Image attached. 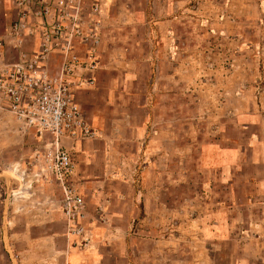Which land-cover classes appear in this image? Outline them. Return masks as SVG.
I'll use <instances>...</instances> for the list:
<instances>
[{
    "label": "crops",
    "instance_id": "1",
    "mask_svg": "<svg viewBox=\"0 0 264 264\" xmlns=\"http://www.w3.org/2000/svg\"><path fill=\"white\" fill-rule=\"evenodd\" d=\"M10 1L1 0L2 22L10 20ZM97 1L100 11L92 13L104 24L99 69L87 74L81 64L72 77L94 78L92 106L81 102L85 84L74 90V99L99 137L60 142L74 154L72 181L88 216L84 234L70 233L64 204L58 205L52 187L42 181L46 166L37 163V153L31 155L41 139L23 128L0 97L3 254L15 253L17 264H221L218 253H224L225 264H264V0ZM111 24L122 32L107 31ZM139 24L158 26L144 40L145 50L141 38L130 36ZM10 27L0 33V71L21 50H38L37 33L21 49L13 48ZM73 52L86 56L83 45ZM62 62V54L51 57L53 75ZM125 85L131 90L122 96ZM111 86L118 97L100 91ZM119 103H134L136 112L120 111ZM202 119L238 120L249 134L247 143L239 147L230 139L224 149L207 146L201 153ZM186 132L194 135L188 142ZM186 145L199 152L203 165L224 162L223 177L187 178ZM173 148L179 177L171 169ZM240 158L250 166L249 174L235 178ZM203 214L218 217L202 221L206 235L198 258L180 244V234L173 239L168 231L173 224L186 233L182 224ZM235 229L241 242L236 258Z\"/></svg>",
    "mask_w": 264,
    "mask_h": 264
},
{
    "label": "built area",
    "instance_id": "2",
    "mask_svg": "<svg viewBox=\"0 0 264 264\" xmlns=\"http://www.w3.org/2000/svg\"><path fill=\"white\" fill-rule=\"evenodd\" d=\"M19 6L28 9L20 11L13 31L18 36L26 31L29 35L33 34L27 22L28 13H33L44 24L41 29L42 44L35 54L21 50L18 59L6 64L0 71V97L8 102L10 112L27 132H34L36 137L51 141L47 148L54 149L55 154L37 153L36 161L46 166L47 173H52L63 184L64 210L70 233L83 236L86 203L77 189L66 187V178L72 177L75 164L60 142L63 139L96 138V132L91 129L74 99V90L80 83L71 77L81 65L79 57L73 52L74 39L89 44L86 65L88 70L94 71L98 67L96 51L100 38L91 27L86 33L81 31V24L85 22L76 14L77 0H54L52 3L23 0ZM18 48L21 49L20 46ZM56 52L62 54L63 62L59 74L52 75L49 60Z\"/></svg>",
    "mask_w": 264,
    "mask_h": 264
},
{
    "label": "rangeland",
    "instance_id": "3",
    "mask_svg": "<svg viewBox=\"0 0 264 264\" xmlns=\"http://www.w3.org/2000/svg\"><path fill=\"white\" fill-rule=\"evenodd\" d=\"M21 1H23V0H11L10 1V2H12V6L13 7L10 8L11 12H9V14L8 13L6 14V17L8 15V18L10 19L6 23V22H2V19H1L2 16H3L2 15L3 14V8H1V0H0V33H3V30L6 28V26H8V27L11 26L10 28H11V30L13 32L12 34H13L14 39H15L14 43L11 46L13 48H15V49L17 48V46H20V47H23V45L25 46L24 43H26V40L28 38L32 39L34 37L35 33H37L38 36L34 37V38H37V40H38V44L36 43V46L38 45V50H39V48H40V46L42 44L41 29H43V27H44L43 25L44 24L41 23L40 18L36 17L35 14L29 12L28 13V20H27L28 25L33 30V34L29 35L28 31H26L24 33V35L18 36L13 31L14 24L17 21V19L19 18L20 11H22V10H24L26 8L28 9V7L23 8V7L19 6V3ZM31 1H35V0H31ZM46 1L52 3L54 0H46ZM77 1L79 2V6L75 7V10L77 11L76 14L80 15L82 17L83 21L85 22V24H83V25L81 24V28H83V30H81V31L83 33H86L88 31L87 29L89 27H91L92 29L96 30V32H97V34H98V36L100 38V45L98 47V50L96 51V54H97L96 61H98V64H99V62H100V53H102V46H103L104 24H103V22L99 21L98 19L97 20L94 19L95 16H94L93 13H95V14L99 13L100 6H99L98 2H100V1H97V0H77ZM143 9H145V8H143ZM155 26L158 27L156 24H152L151 26L147 25V24H139L136 31L133 30V29L131 30L132 33L130 32V36L132 38L137 39V40H139L141 38L143 40L141 47L145 50V49H147L146 47H148V44L145 45L144 44L145 43L144 40L147 39V38H150L151 32H153L155 30ZM107 27H108L107 31H109V32L110 31L114 32V29L116 31L122 32L114 24H111V25H109ZM124 33H125L124 37H126V35L129 34V30H126V32H124ZM108 40H110V38H108L106 40V42H109ZM33 43H35V42H33ZM74 44H75V46L76 45H83L84 49L86 50V56L84 58L80 57V56H78L76 54L79 57V59H80V63L83 64V66L85 67L86 66L87 57H88V55L90 53L89 44L88 43L86 44V43H84V41L79 40L77 38L74 39ZM106 45L110 46L111 43H107ZM56 53H58V52H56ZM56 53H54L53 55H55ZM58 54H60V53H58ZM98 69H99V67H97L94 71H91V70L87 69L86 72H87V74H93V72H96ZM74 73L75 72H73L72 74L74 75ZM89 76L90 75L82 76L80 78V80H76V79H74V77H71L74 81L80 83L78 85V87H80L82 84L86 85V89H84V91L82 92L83 94H81V102L87 107H91L92 106V102L94 101V98H95L94 96H96V94H97V93L95 94V91H94L95 89H97V85H96V83L94 81V78H91ZM84 77H86V78H84ZM109 77L110 78H106V79L107 80H111L113 78V76H109ZM113 89H114V93H113ZM141 89H142V95H145V87L143 86ZM130 90H131V88L127 87L126 85H125V87H122V91H123L122 92L123 93L122 96L126 95V93L129 94ZM100 91H102L104 94H107L108 97L110 96V94L111 95H116V97H118V95H120L117 92L118 89L117 88H113L112 86L109 87L108 89L101 88ZM117 101H119V100H117ZM133 105L135 106L134 103H121V104L119 103V104H115V108L119 109L122 112H128V114H130V112H132V111L136 112V110H134V108H133ZM175 106H176V104H175ZM108 107H109V105H108ZM191 122H193V121L191 120ZM170 123L172 124V120H171ZM186 126L188 128L191 126L189 124V121H188V124H186ZM199 127L202 128L201 132H198V136H197L198 139H199V143H200L199 145L202 146L201 153H203L204 151L208 152V150H204L205 147H207V146H213V148H215V149H224L225 146H226V142L229 144V140L230 139H232L234 143H237L239 147L242 146L243 144L247 143V141H248L247 139H248V135L249 134H247V133L245 135L243 134V132L241 131V125L239 124L238 120H235V119L234 120H231V119H221V120L220 119H216V120H205V119H202L201 123L199 124ZM218 128H219V131H217ZM193 136H194L193 134L186 132V134H185L186 142H188V140H192ZM98 137H99V135L97 134L96 138H98ZM96 138L90 139L88 141L95 140ZM37 140L39 141V142L37 141L38 142V146H36V148L31 153L32 157H33V154H35V153H38V154H41V155H48V156L50 154L52 155L53 153L55 154L54 150H49L47 148V146L50 144L51 141H46V140H43V139H41V140L37 139ZM86 142L87 141H83L82 143H86ZM210 144H212V145H210ZM199 145H197V146H199ZM234 146H236V144ZM191 148L188 145L185 146V150H187V153H186V161H185L184 172H185V175H186L187 178H211L212 179V178H222L223 177L224 162L218 163L217 164L218 166H213L211 164L203 165L202 161H200V157L201 156H199V152L194 151ZM193 152H195V154ZM173 153L175 154V156L173 157V161H172L173 166H172L171 169L174 171L175 176L179 177L178 176L179 175V172H178L179 170H177L178 166H177V157H176L177 156V149L176 148H173ZM71 156H72L74 164L76 165L75 159L73 158L74 154H71ZM35 158H37V155H36ZM238 162H239V167L237 169H235V176H237L235 178H243L242 177L243 175H248L249 174V169H250L249 167L250 166L247 165L246 163H244V161H242L241 158L239 159ZM205 163H208V161H205ZM75 170H76V167L74 168V172H73L71 178H66L65 183L67 184L66 187H68V188L70 187V188L76 189L75 182L72 181L73 180L72 178H75V175H74V173L76 172ZM236 171L238 172V174H236ZM42 172H44L48 176L47 178H45L46 177L45 176L42 181L45 184H47V185L52 187V189L55 192V195L57 197L58 205L59 204L63 205L64 201H65V194H64V186H63V184L61 183V181L58 178H55L52 175V173H47V169H45V167L43 168ZM27 181H29V180H27ZM23 183H24V181H22V184ZM213 185H215V183ZM22 194H23V192H22ZM236 201L242 203L243 202V198L239 197ZM11 202H14L13 197H12V201ZM11 206H13V205L11 204ZM204 215H206V214H203V216L201 217L203 220L201 218H197L198 219L197 222H193V221L184 222L185 225L184 224H182V225L184 226V229H186V233H183V231H181L179 229H175L177 226H175L173 224L171 225L172 226L171 228L174 229V230L172 232L168 231L169 235L171 234V237L173 239L176 238L175 233L176 234H180V237L183 238V241L180 242V244L182 246L186 247L187 253H190L191 251L193 252L195 250V252L197 253L196 255H197L198 258H200L201 255L203 254L202 250L204 248H203L202 238H203L204 233L206 235V231H203L201 229V227L204 226L202 224V221L206 222L207 224H209L211 222V220H209V217L210 218H214V219H217V217H218V216H215V215H212V216H204ZM87 217L88 216H87V212H86L85 220L87 219ZM237 217L238 216H235V219H237ZM246 217H249V216H246ZM64 218H66V220L68 221L67 216L65 214V210H64ZM170 218L172 219L174 217L170 216ZM24 219L27 220V218H24ZM177 219L178 218L176 217L175 221ZM179 221H181V223H182V220H179ZM238 224H240V223H236L235 222L236 228H237ZM239 229H235V232H234L235 240L238 239L237 241H235L234 247L232 248V252H233L235 258L237 257L238 254L241 253L240 237L237 238V236H236L238 234V232H239ZM11 234L14 235V232L11 233ZM184 235L185 236H189L188 239H186V241L184 240ZM229 249L230 248L228 247L227 250L229 251ZM225 250H226V248L223 246L222 252H224ZM218 252H219V250H218ZM14 254H11L10 256H8L5 251H4V254H3L2 249L0 248V264H17V258H15ZM217 260H219V261L222 260L221 264H225V255H224V253L223 254L218 253Z\"/></svg>",
    "mask_w": 264,
    "mask_h": 264
}]
</instances>
